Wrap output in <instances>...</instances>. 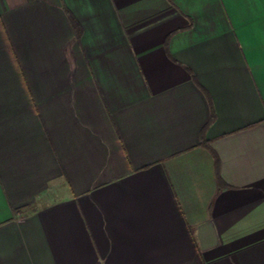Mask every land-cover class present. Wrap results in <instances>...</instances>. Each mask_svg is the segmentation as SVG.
I'll return each instance as SVG.
<instances>
[{"label": "crops", "instance_id": "crops-1", "mask_svg": "<svg viewBox=\"0 0 264 264\" xmlns=\"http://www.w3.org/2000/svg\"><path fill=\"white\" fill-rule=\"evenodd\" d=\"M0 264H264V0H0Z\"/></svg>", "mask_w": 264, "mask_h": 264}]
</instances>
